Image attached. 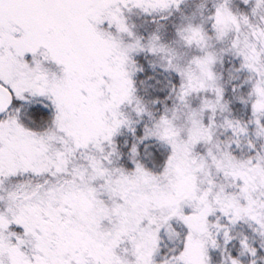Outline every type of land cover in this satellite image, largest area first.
Returning a JSON list of instances; mask_svg holds the SVG:
<instances>
[{"label": "snow or ice", "instance_id": "6c2138e0", "mask_svg": "<svg viewBox=\"0 0 264 264\" xmlns=\"http://www.w3.org/2000/svg\"><path fill=\"white\" fill-rule=\"evenodd\" d=\"M0 264H264V0H0Z\"/></svg>", "mask_w": 264, "mask_h": 264}]
</instances>
